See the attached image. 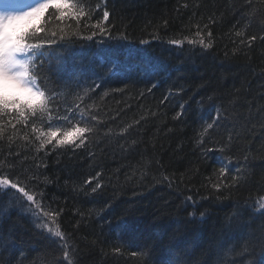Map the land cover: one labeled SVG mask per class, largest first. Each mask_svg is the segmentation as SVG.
Returning a JSON list of instances; mask_svg holds the SVG:
<instances>
[{"label":"trees","instance_id":"1","mask_svg":"<svg viewBox=\"0 0 264 264\" xmlns=\"http://www.w3.org/2000/svg\"><path fill=\"white\" fill-rule=\"evenodd\" d=\"M106 4L113 36L123 32L127 40L73 36L64 62L48 72L53 83L75 73L62 103L90 89L84 104H95L89 111L100 118L98 134L86 147L37 152L30 127L17 125L11 142L9 127L0 160L7 157L13 167L4 171L42 193L37 199L45 211L63 210L56 223L71 235L73 264H255L264 250V41L245 47V37L235 33L264 35V0ZM101 15L97 10L91 20L81 19L84 35L92 30L85 24ZM75 23L53 16L49 27ZM197 24L205 37L204 25L211 30V49L169 43L198 39ZM217 111L222 118L198 142ZM229 135L231 148L222 153ZM208 148L217 150L205 153ZM226 157L232 162L224 183L244 180L215 190L214 173ZM89 177H95L90 185L84 183ZM0 208V264H60L58 238L36 226L45 220L34 218L30 202L0 189Z\"/></svg>","mask_w":264,"mask_h":264},{"label":"snow or ice","instance_id":"2","mask_svg":"<svg viewBox=\"0 0 264 264\" xmlns=\"http://www.w3.org/2000/svg\"><path fill=\"white\" fill-rule=\"evenodd\" d=\"M187 6V4L184 5V7ZM97 10H102L100 19L91 25L85 24V28L90 27L92 30L84 35L80 28L81 19L91 20ZM110 15L106 0H101L95 5L91 0H0V139L5 137L9 127L13 130L12 135L7 137L10 142L16 136L17 125L30 127L31 133L35 134L36 151L39 152L48 146H51L53 150L62 147L73 150L86 147L89 137L98 134L100 118L89 111L90 108L95 107V104H84L85 99L91 98L90 89H82V94L73 93L71 104L62 103L61 95H66L70 90L69 82L75 80V73L64 81L53 83L48 72H51L53 68H59L64 62L65 53L70 51V38L73 36L87 41L99 37L100 42L105 39L127 40L123 32L113 36L115 26L109 23ZM53 16L61 22L74 20L75 27L71 24L49 27ZM209 22L215 21L209 18ZM163 23L165 27L168 26L167 20ZM260 27L264 32V19L260 20ZM196 28L195 35L198 39L185 37L171 39L169 43L182 46L187 41L189 44H199L204 49H211L213 47L212 32L208 25H204V29H207L206 37L199 24ZM235 35L245 37L240 41L245 47H250L257 40L264 41V35H246L243 30L236 32ZM141 43L147 44L149 41H141ZM233 51L235 53L237 49ZM133 55L132 49H129L128 56L131 58ZM50 84H52L51 87ZM76 87H79L78 83ZM82 104L84 107H81ZM179 115L178 113L177 116ZM221 118V113L217 111L212 122L207 123L203 128L198 142H203L204 135L208 134L209 129H213ZM23 139L28 141L29 135L26 133ZM232 139L233 137L229 135L227 141L218 150L223 153L226 149H230ZM215 150L217 149L208 148L205 149V153ZM225 160L224 166L214 173L217 182L211 183V187L215 190L230 189L244 180L243 176H233L231 183H224L229 179L226 174L232 162L228 157ZM244 160L247 161L248 157L245 156ZM6 161L7 157L0 160V189L10 188L21 195L26 202H30L29 211L33 212L34 218L45 220V223L36 226L47 227L48 232L58 238L57 247L63 257L60 264L65 262L73 264L76 253L71 243V235L66 234L56 223L63 210L45 211L41 201L37 199L38 196H42V193L29 191L27 186H22L19 177L10 178L4 168L11 170L13 165L7 164ZM99 175L97 173V176ZM93 179L95 177H89L84 183L90 185ZM100 187L101 185L97 183L91 191L95 193ZM259 209L264 210V197L259 199ZM3 212L4 210L0 208V214ZM49 223L54 224L55 227H48ZM261 240H264V236ZM116 251L120 250L117 248ZM255 264H264V250L260 260Z\"/></svg>","mask_w":264,"mask_h":264}]
</instances>
